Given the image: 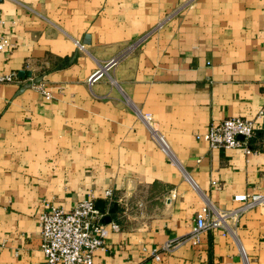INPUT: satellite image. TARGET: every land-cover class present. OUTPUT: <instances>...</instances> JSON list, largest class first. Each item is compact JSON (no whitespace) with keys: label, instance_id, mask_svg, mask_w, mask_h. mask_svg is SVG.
Segmentation results:
<instances>
[{"label":"crops","instance_id":"obj_1","mask_svg":"<svg viewBox=\"0 0 264 264\" xmlns=\"http://www.w3.org/2000/svg\"><path fill=\"white\" fill-rule=\"evenodd\" d=\"M0 19L13 44L0 75L31 73L0 84V264H45L39 215L89 197L120 226L93 264H264L263 208L152 255L189 234L205 200L231 210L234 196L264 193V0H0ZM231 117L253 123L258 153L196 139Z\"/></svg>","mask_w":264,"mask_h":264},{"label":"built area","instance_id":"obj_2","mask_svg":"<svg viewBox=\"0 0 264 264\" xmlns=\"http://www.w3.org/2000/svg\"><path fill=\"white\" fill-rule=\"evenodd\" d=\"M167 20L168 18L165 19V21ZM163 23H159L155 30L160 28ZM0 24H3L1 19ZM152 33V30L147 32L129 48H134L145 42ZM74 45L78 50L84 49L79 41H74ZM12 47L13 44L10 41L0 37V51ZM120 58H113L101 66L88 79V84L92 85L100 80L108 70L119 63ZM20 83L21 78L17 74L0 75V84L19 85ZM36 88L46 100L51 99L50 93L44 91L42 85L38 84ZM136 115L149 130L160 151L170 161L176 163L169 145L153 128L152 116L139 111H136ZM254 136L255 129L251 121L231 117L210 125L205 133L196 135V139L205 141L210 149H240L245 155H250L259 152L250 147V140ZM187 180L192 184L193 189H196V185L190 179ZM211 186L217 189L221 188L220 184L215 181L211 182ZM104 196L105 199L111 200L112 192L106 191ZM233 201L237 203L234 209L221 210L211 201L205 200L195 215L194 225L189 234L179 239L169 240L161 248L154 249L153 257L159 259L161 255L171 253L187 243L196 247L200 243L201 235L208 231L222 230L226 235L230 232V225L237 224L242 215L254 209H264V193L239 194L233 197ZM46 207L47 209L38 217L41 252L45 264H93V255L97 250L104 249V242L109 230L115 232L120 230V226L116 222H104L108 213H100L96 209L95 199L92 197L79 201L67 212L53 205H46ZM241 252L246 262L245 254L243 251Z\"/></svg>","mask_w":264,"mask_h":264},{"label":"water","instance_id":"obj_3","mask_svg":"<svg viewBox=\"0 0 264 264\" xmlns=\"http://www.w3.org/2000/svg\"><path fill=\"white\" fill-rule=\"evenodd\" d=\"M18 76L20 77V78H23V77H28V78H30L31 77V73L29 72V71H20L19 73H18ZM95 207H96V209L100 212V213H104L105 211H104V202L103 201H97L96 203H95ZM116 208V206H114V209ZM104 222L105 223H109L110 222V218L108 217V216H105V218H104Z\"/></svg>","mask_w":264,"mask_h":264},{"label":"trees","instance_id":"obj_4","mask_svg":"<svg viewBox=\"0 0 264 264\" xmlns=\"http://www.w3.org/2000/svg\"><path fill=\"white\" fill-rule=\"evenodd\" d=\"M250 147L253 149V147L250 145Z\"/></svg>","mask_w":264,"mask_h":264}]
</instances>
